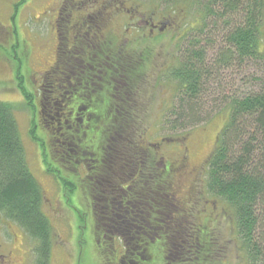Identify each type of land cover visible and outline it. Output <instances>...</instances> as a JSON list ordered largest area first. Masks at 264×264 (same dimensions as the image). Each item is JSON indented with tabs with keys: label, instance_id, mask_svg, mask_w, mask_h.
<instances>
[{
	"label": "trees",
	"instance_id": "1",
	"mask_svg": "<svg viewBox=\"0 0 264 264\" xmlns=\"http://www.w3.org/2000/svg\"><path fill=\"white\" fill-rule=\"evenodd\" d=\"M156 3L166 19L183 22L178 40L189 39L188 48L179 51L178 62L162 71L175 85L177 99L165 112L163 128L186 132L207 121L209 115L201 118L199 114L202 100L213 82L216 88L220 86L219 74L224 68L246 66L253 72L250 80L256 91L225 104L227 120L207 161L203 187L206 196L220 201L222 213L230 215L237 233V250L245 264H264V0ZM219 25L224 46L207 61V45L203 43L210 42L208 37ZM126 45L103 46V54L118 52L110 60L113 67L105 103L94 111L92 128L77 126L68 134L78 136L86 130L81 148L94 137L100 151V164L89 169L83 181L91 191L96 243L106 228L110 233L116 230L124 264H152L153 257L159 258L156 264H221L220 236L195 223L193 213L185 210L178 198L174 179L180 169L174 165L178 170H169L153 150L139 147L137 116L141 107L135 87L143 79L149 52L148 47L133 51V46ZM19 89L33 111V95L22 82ZM33 125L30 133L34 138ZM87 151L95 150L91 147ZM25 155L13 109L0 103V216L34 242L35 264H51L55 233L45 213L46 197L31 175ZM43 158L46 172L55 173L48 156L43 154ZM120 174L125 175L122 179L133 180L130 191L119 193L116 182L121 180ZM73 182L62 181L64 193L77 192Z\"/></svg>",
	"mask_w": 264,
	"mask_h": 264
},
{
	"label": "rangeland",
	"instance_id": "2",
	"mask_svg": "<svg viewBox=\"0 0 264 264\" xmlns=\"http://www.w3.org/2000/svg\"><path fill=\"white\" fill-rule=\"evenodd\" d=\"M59 1L26 0L22 3L21 0H0V103L11 105L13 109L24 145L26 164L46 197L45 213L55 233L49 258L51 264H120L123 250L116 239L113 244L110 241L113 245L111 250L110 242L105 237H98L96 243L91 191L85 188L87 186L83 187V182L78 183V176L82 173L77 170H63L62 173L70 175L69 178L74 181L75 189H81V193L69 194L67 190L64 193L62 181L65 180L61 172L55 171V174L53 171H45L46 165L41 151L44 146H48L45 140L57 138L52 132L46 131V135L41 130H38L39 133L34 130L35 136L31 137L32 124L35 123L33 113L19 89V82H22L25 90L29 94L33 93L36 98L43 91L42 88L39 89L40 82L38 84L36 81L40 77V71L50 69L53 59L55 45L52 29L56 19L54 6ZM96 1L66 0L64 15L67 16V11L71 8L95 6ZM104 4L111 9L118 7L122 10L117 18L111 20L109 27L116 26L119 36L130 39L133 51L148 47L147 68L143 72V79L135 87L137 105L141 107L137 116V137L144 138L146 145L160 144L159 158L166 162L169 170L177 171L173 166L176 163H185L184 168L190 174H184L183 169L179 168L180 173L174 179L177 195L184 209L193 213L195 223L209 227L210 231L220 236L221 264H245L243 254L237 250V233L230 215L222 213L219 200L206 196L203 186L207 161L216 147L217 134L227 120L225 104L231 98L256 91L255 84L250 80L252 70L246 66L221 70L218 79L221 81L220 86L218 84L216 88L215 82L210 85L208 94L202 100L203 110L199 112L201 118L205 115L210 118L186 132H170L162 127V123L165 112L175 105L177 99L174 94L175 85L162 75V71L176 64L179 51L184 52L188 48L189 39L178 40V35H182L180 25L183 22L179 19V23L166 19L156 0H106ZM123 8L132 13L138 11L134 22H130L123 15ZM150 19L153 23L158 20L160 24L167 26L166 29L163 28L161 32L157 30L155 35L150 36L149 27L145 25ZM124 26L130 27V34L123 30ZM261 31L264 34V18ZM221 37L222 27L219 25L208 37L210 42L203 43L207 45L204 46L207 61H211L222 50L224 42ZM121 42L126 43V40ZM262 45L264 46V40ZM44 84L43 88H47V84ZM172 138L174 140L170 142ZM48 153L49 160L53 162V152ZM0 245L1 253L6 255L12 252L15 264H35L34 242L17 225L4 220L2 216ZM156 262H159V258L154 261Z\"/></svg>",
	"mask_w": 264,
	"mask_h": 264
},
{
	"label": "flooded vegetation",
	"instance_id": "3",
	"mask_svg": "<svg viewBox=\"0 0 264 264\" xmlns=\"http://www.w3.org/2000/svg\"><path fill=\"white\" fill-rule=\"evenodd\" d=\"M105 1L97 0L95 6L90 8H71L67 11L69 13L67 16L64 15L65 9H63L66 0H60L54 6L56 19L53 22L52 29L54 34L53 44L55 45L53 48V59L50 69L40 71L38 74L40 75L39 79L35 80L38 84L40 82L39 89L42 88L43 91L37 98L32 93L34 100V112L32 111V113L35 122L33 127L35 131L52 132L54 137L57 131L60 134L58 139L54 138L46 141L43 138L48 143V146L43 147L41 154L47 155L49 159L50 153L48 151L53 152L54 161H51V164L52 169L56 170V173H62L63 170H68L69 172L77 170V172L82 173L83 175L78 176V183L83 182V178H87L89 169L92 170L98 167L100 164V151L97 150L98 144H94V137L90 139L88 146L86 145L84 149L81 148L80 140L86 138V130H82L78 136L77 134L68 136V134L72 128L77 126L82 128L90 126L92 128L96 120L94 119V111L96 109L100 110L105 103L103 101L105 100L104 95L108 90V81L111 78L109 74H111L113 67L110 64V60L115 58L118 52L103 54V46L115 44L119 48L120 44H122L121 40H126V43H123L127 44L128 47L133 45L130 39L119 36L116 26L109 27L111 20L117 18L122 13V10L118 9V7L111 9V7L106 6L107 4H104ZM121 6L123 7V5ZM91 9L92 11H89ZM124 10L125 13L123 12V15L127 16L130 22H134L138 11L136 10L132 13L128 9ZM145 25L149 27L150 36L155 35L157 30L161 32L163 28L166 29L167 27L164 24H160L158 20L153 23L151 19L145 22ZM128 27L124 26L123 30L130 34V27ZM44 83L47 84V88H43L45 86ZM137 142L139 147L141 146L140 149L144 151L153 150L158 157L160 156V144L151 143L146 145L142 137H137ZM91 147L95 151L89 153L87 150ZM159 159L161 163L162 161L164 162L161 157ZM175 166L183 169L184 174H190L184 168V162L176 163ZM164 167L168 168L167 165H164ZM45 171H47L46 166ZM71 175L77 176L76 174ZM63 177L64 179H70V175H64ZM122 177H125V175L120 174L119 179L121 180L116 182L119 193L125 190L130 191V186L133 183V180L129 178L122 179ZM78 192L81 193V189H77L76 193L78 194ZM101 236L105 237L108 242L112 241V244L114 239L118 241L116 230L110 233L105 228ZM112 244L110 242V250L112 249ZM14 260L12 252L6 255L0 252V264H15ZM155 260V257L150 259L152 264H156L154 263ZM119 263L124 264L123 256Z\"/></svg>",
	"mask_w": 264,
	"mask_h": 264
}]
</instances>
